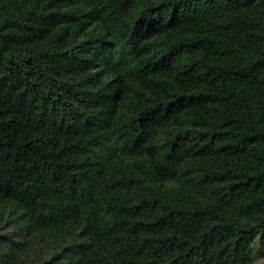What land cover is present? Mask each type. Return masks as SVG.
I'll use <instances>...</instances> for the list:
<instances>
[{
    "label": "trees",
    "instance_id": "1",
    "mask_svg": "<svg viewBox=\"0 0 264 264\" xmlns=\"http://www.w3.org/2000/svg\"><path fill=\"white\" fill-rule=\"evenodd\" d=\"M264 246V0H0V264H251Z\"/></svg>",
    "mask_w": 264,
    "mask_h": 264
},
{
    "label": "rangeland",
    "instance_id": "2",
    "mask_svg": "<svg viewBox=\"0 0 264 264\" xmlns=\"http://www.w3.org/2000/svg\"><path fill=\"white\" fill-rule=\"evenodd\" d=\"M251 264H264V246L259 241H256L253 245Z\"/></svg>",
    "mask_w": 264,
    "mask_h": 264
}]
</instances>
